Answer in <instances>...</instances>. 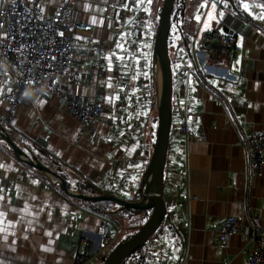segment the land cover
I'll use <instances>...</instances> for the list:
<instances>
[{"label": "crops", "instance_id": "1", "mask_svg": "<svg viewBox=\"0 0 264 264\" xmlns=\"http://www.w3.org/2000/svg\"><path fill=\"white\" fill-rule=\"evenodd\" d=\"M7 1L10 0H0V5ZM60 2L41 0L49 14ZM186 2L183 27L192 31L200 32L220 24L219 15L226 10L218 8L217 0H205L198 5L192 0ZM234 2L239 4V10L264 22L260 18L264 15V7H260L264 0ZM145 3L141 0L135 5H129L127 0L75 2L80 19L94 26V36L106 39V81L107 85H112L107 86L106 97L116 109H121L124 100L133 108L132 97L137 93L139 80L131 64L127 79L117 76L114 59L118 47L115 48L117 36L113 31L132 27L124 31L126 41L121 49L135 54L141 43L139 29L143 22L139 8L147 9L145 12L153 17V4ZM244 4L249 7L245 9ZM229 10L220 26L239 29L237 42L241 50L237 59L231 62L228 57L210 55L202 46L199 48V44L197 56L202 77H207L209 72L214 74L208 78L216 85H227L226 96L231 101H219L210 89H196L195 104H201L202 109L191 125L203 139L185 140L176 135L172 138L163 178L167 212L162 231L150 240L148 264H219L224 258L230 259L231 264H243L240 249L244 243L240 237L234 236L228 249H220L209 222L235 215L248 219L256 227H264V175L257 176L250 171L249 149L242 142L248 132L264 129V28L253 24L238 10L233 11L231 5ZM157 29L154 22L151 30L157 33ZM79 65V74L91 79L90 66ZM234 85L238 86V91L232 90ZM158 86L160 92L159 79ZM156 105L158 107V103ZM125 121V125L121 123L122 130L117 129L118 139L113 143L110 141L114 128L111 124L100 123L97 134L84 131L80 122L45 97L36 96L21 102L11 119L8 103L0 101V123L11 137L22 146L38 151L47 165L56 169L62 166L58 174L66 187L85 194H92L101 176L110 174L114 168L111 161L117 159L125 162L131 180L142 189L146 177L143 179V175L151 159L149 127L146 126L145 131L136 127L135 123H130L129 115L125 116ZM128 131L129 136L125 135ZM67 166L74 168L77 176H71ZM5 179L20 180L17 191L6 190ZM191 195L196 199L190 200ZM0 197L3 198L0 213L4 214L0 217V229H6L0 231V264H72V243L85 231L97 233L104 219L37 168L18 159L3 142L0 143ZM119 229L120 224L117 237ZM166 233L164 252L157 254L151 249V243Z\"/></svg>", "mask_w": 264, "mask_h": 264}, {"label": "built area", "instance_id": "2", "mask_svg": "<svg viewBox=\"0 0 264 264\" xmlns=\"http://www.w3.org/2000/svg\"><path fill=\"white\" fill-rule=\"evenodd\" d=\"M76 1L79 0H61L52 14L45 11L41 0H14V2L11 0L1 3L0 101L8 103L11 119L21 102L36 96L45 97L55 107L66 111L80 122L84 131L97 134L96 130L100 123L111 124L114 128L111 130L110 141L115 143L118 139V131L122 130V124L114 125L112 120L116 116L111 109L113 104L108 103L106 97L108 86L106 39L95 37L94 26L80 19L79 11L75 9ZM127 1L129 5H135L138 0ZM145 1L147 2L144 0V3ZM217 3L219 9L226 8L223 15H219V22L222 24L230 11V1L219 0ZM237 10L240 15L248 17L253 24L264 28V22L255 15H250L242 9ZM138 13L143 16L141 18L143 22L139 29L141 43L135 54L121 49V45L126 41L124 31L126 33L127 29L130 31L132 27L122 29L119 27L113 31L117 36L115 48L118 47L116 48L118 55L114 59L117 76L127 79L131 74L128 65L131 64L139 80L137 93L132 97L133 108L128 107L124 100L121 109H115V112L121 119L120 116L125 112L126 114L123 115L130 116V123H135L136 127L145 131L148 123L146 114L153 110L154 104L158 103L154 93L158 59L154 54L156 33L151 30L152 17L142 8H139ZM220 24L211 25L200 32L183 28L189 41L183 36L182 46L178 48L176 74L172 60L173 97L168 149L174 135L185 140L203 139L191 125L202 109L201 104H195L197 88L210 89L214 97L219 101L222 99L223 103L227 100L231 101L230 97L226 96L227 85L225 87L216 85L208 78L214 74L209 72L207 77H202L197 56L202 46L201 49L210 55L225 56L231 62L237 59L241 50L237 42L240 31L237 27L229 26L225 31V26L221 27ZM60 33L63 35L61 36ZM80 63L90 66L91 79L79 74ZM191 88L194 91H190ZM232 90L238 91L239 88L234 85ZM134 114L135 120H132ZM242 142L249 149L250 171L257 176H263L264 129L248 132ZM143 152L144 148L141 149V154ZM117 160L111 161L114 168L110 174L101 176V182H97L96 188L101 193L118 194L119 197L127 200L138 197L142 189L139 190L131 180L125 162ZM66 168L69 174L77 176L74 168L69 166ZM17 182L20 183V180L5 179L3 184L6 190L15 192ZM162 194L164 196V193ZM189 199L195 200L196 197L191 195ZM208 226L220 249H228L231 239L239 236L244 243V247L240 249V253L244 255L243 264H264V227H256L248 219L244 220L235 215L210 221ZM118 228L117 219L110 217L103 219L97 233L91 234L87 231L82 233L72 243L74 253L72 264H95L104 259L117 238ZM167 234L152 241L151 249L157 254L164 252L163 243ZM219 264H231V260L224 258Z\"/></svg>", "mask_w": 264, "mask_h": 264}, {"label": "water", "instance_id": "3", "mask_svg": "<svg viewBox=\"0 0 264 264\" xmlns=\"http://www.w3.org/2000/svg\"><path fill=\"white\" fill-rule=\"evenodd\" d=\"M174 3L175 0L163 1L154 42V54L158 61H160L164 73V91L162 101H158L159 121L157 140L142 185L141 200L132 201L108 193H101V191L95 186L92 194H85L80 191L68 189L58 174V171H61L60 167L56 169L47 165L39 159L27 145L22 146L18 144L14 138L11 137L7 129L0 123V141L6 143L18 159L37 168L40 172L45 174L51 182L67 193L86 201L110 200L122 207L130 209H152V213L148 220L132 237L117 244L110 251L108 256L104 258V264H121L123 259L129 253L143 246L156 232L167 212L166 202L162 193L165 164L169 146L173 97V71L171 56L169 54L168 33ZM224 30L226 31L227 29L225 28Z\"/></svg>", "mask_w": 264, "mask_h": 264}, {"label": "trees", "instance_id": "4", "mask_svg": "<svg viewBox=\"0 0 264 264\" xmlns=\"http://www.w3.org/2000/svg\"><path fill=\"white\" fill-rule=\"evenodd\" d=\"M192 1L196 2L198 5L199 3H201L202 1H205V0H192ZM186 4H187L186 0H175L173 10L171 13V17H170V22H171L172 16L174 18L179 17L180 11H182V14L184 16V14H185L184 12L186 10V8H185ZM230 5H231V8L234 9L233 11H236L239 7V4L235 3L234 0L230 1ZM169 27H170V23H169ZM168 40H169V35H168ZM171 60H172V58H171ZM158 121H159V113H158ZM150 130H151V128L149 127V130H148V135H149V137H148V140H149L148 149H149V155L152 156V153L154 151V147L156 145L158 127L155 129L154 135ZM17 143L20 144L19 142H17ZM4 144L7 146V148H9L6 143H4ZM28 147L30 148V146H28ZM30 150L39 159H41L40 155L37 154L38 151H35L32 148H30ZM58 167H60L62 170V166H58ZM58 173H59V171H58ZM94 186L96 187V185H94ZM79 199L84 205H86V207H88V210L103 216L104 219L110 218V215L112 216L115 213H117L118 211L124 212V214H123L124 219H123V223L121 225V231H120L119 236L115 240L116 245L127 240V239H129L130 237H132L141 228V226L148 220V218L150 217V215L152 213V209H130L127 207H122V206H120V205H118V204H116L110 200L86 201V200L81 199V198H79ZM140 199H142V193H140L138 197L133 198L131 200L136 201V200H140ZM162 224H163V222L160 224L157 231L145 242V244L143 246H141L137 250L129 253L123 259L121 264H148V261L151 257V253L149 250L150 249V245H149L150 240L153 237H155L158 233H160V231H162V229H163ZM102 260H104V259H101L100 261H98L97 264H104V262Z\"/></svg>", "mask_w": 264, "mask_h": 264}, {"label": "rangeland", "instance_id": "5", "mask_svg": "<svg viewBox=\"0 0 264 264\" xmlns=\"http://www.w3.org/2000/svg\"><path fill=\"white\" fill-rule=\"evenodd\" d=\"M11 1V0H10ZM80 1V0H79ZM163 1L164 0H152V14H153V17H152V27H153V24L154 22L156 23L157 27H158V24H159V16H160V11H161V8H162V5H163ZM219 0H217L218 2ZM8 2V1H7ZM186 16V15H185ZM185 16H183L182 14V11L179 12V17L178 18H174L172 16L171 18V22H170V27H169V40H168V46H169V54L173 60V70L176 74V61H177V55H178V48L180 46H182L181 44V40L183 39V35L186 39V36H185V33L183 31V26L185 25ZM183 32V34H182ZM180 65V63H178ZM174 65H175V68H174ZM156 67L158 68V63L156 64ZM154 93L156 94L157 98H158V101L160 100V92H159V86H158V79H156V84H154ZM112 107L111 109H113V112H114V115L116 116V118H114L113 123L114 125H117V126H120L121 123H124L123 125H125L126 121H125V116L123 114H126L125 112L122 113V115L120 117L121 118H118V114L115 112V109H116V105L114 106V103H112ZM153 108V112H150L148 111L147 112V121L149 122V124H147L148 127L151 128V132L155 133V129L158 127V107L157 105H153L152 106ZM107 111V109H106ZM130 135V132L127 133V136ZM153 138V137H152ZM2 141H0L1 143ZM151 157V155H150ZM149 157V158H150ZM150 161V159H149ZM149 164V162H148ZM147 171V170H146ZM146 175V172L145 174L143 175V179ZM143 179H142V182H143ZM124 212L122 211H118L117 213H115L114 215H110V217H113L115 216V218L117 219V221L119 222L120 226L122 225L123 223V219H124ZM121 230L119 229V232ZM116 246V242H114L111 246V250ZM110 250V251H111ZM110 253V252H109ZM108 256V255H107ZM107 256H105L104 258H106ZM104 262V260H102Z\"/></svg>", "mask_w": 264, "mask_h": 264}, {"label": "bare ground", "instance_id": "6", "mask_svg": "<svg viewBox=\"0 0 264 264\" xmlns=\"http://www.w3.org/2000/svg\"><path fill=\"white\" fill-rule=\"evenodd\" d=\"M158 63V68H157V72H158V76L157 78L160 81V100L162 101L163 99V91H164V73H163V69H162V65L160 64V61L157 60Z\"/></svg>", "mask_w": 264, "mask_h": 264}, {"label": "snow or ice", "instance_id": "7", "mask_svg": "<svg viewBox=\"0 0 264 264\" xmlns=\"http://www.w3.org/2000/svg\"><path fill=\"white\" fill-rule=\"evenodd\" d=\"M13 2H14V0H13ZM144 2V0H141V3H143ZM147 3L150 5L151 3H152V0H147ZM212 7L213 8H215V5L213 4L212 5ZM249 7V5L248 4H244V8L245 9H247ZM260 7H264V5H260ZM146 11H147V9H145ZM221 15H223V13H221ZM198 18V17H197ZM261 19H264V15H261V17H260ZM92 23H96V19L95 18H93V20H92ZM60 35L62 36L63 35V33H60ZM79 39V38H78ZM119 46V45H118ZM109 59H110V57H109ZM109 87H111L112 85L111 84H109L108 85ZM25 95H27V93H25ZM0 199H3L2 197H0ZM4 214L3 213H0V217H2ZM0 231H6V229H0ZM49 235H51V233H49Z\"/></svg>", "mask_w": 264, "mask_h": 264}]
</instances>
